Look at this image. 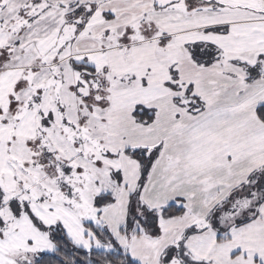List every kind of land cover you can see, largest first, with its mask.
<instances>
[{"label":"snow or ice","instance_id":"1","mask_svg":"<svg viewBox=\"0 0 264 264\" xmlns=\"http://www.w3.org/2000/svg\"><path fill=\"white\" fill-rule=\"evenodd\" d=\"M0 264H264V0H0Z\"/></svg>","mask_w":264,"mask_h":264}]
</instances>
